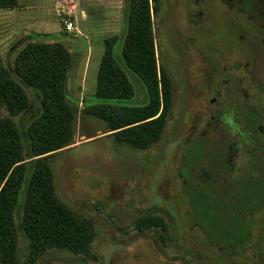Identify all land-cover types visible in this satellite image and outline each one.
<instances>
[{
    "label": "rangeland",
    "instance_id": "rangeland-1",
    "mask_svg": "<svg viewBox=\"0 0 264 264\" xmlns=\"http://www.w3.org/2000/svg\"><path fill=\"white\" fill-rule=\"evenodd\" d=\"M157 2L152 14L155 56L158 69L169 77L171 103L160 138L145 148L116 141L105 132L103 120L85 111L94 100L103 39L121 32L124 0H14L10 8L0 9L1 66L10 67L16 52L29 41L59 42L71 51L73 61L66 82V102L74 110L73 133L70 144L54 152L49 165L54 195L91 222L94 236L87 254L52 248L34 264H264V211L256 217L251 242L233 256L207 242L194 220L190 169H204L209 159L208 141L198 131L211 108L207 83L219 73L211 53L205 54L206 64L200 59L193 68L190 46L183 41L188 38L172 0ZM72 19L77 31L64 27V21ZM226 28L228 40L238 26L228 20ZM253 72L256 85L264 78L263 64H256ZM128 77L135 88L134 77ZM24 90L28 100L36 93L33 88ZM142 99L137 86L133 100ZM31 110L10 117L20 128L23 151ZM5 117L0 106V119ZM201 189L192 194L206 195ZM206 200L213 211L221 205L220 197ZM144 215L160 216L164 229L138 230L135 223ZM16 251L24 261L28 242L20 232Z\"/></svg>",
    "mask_w": 264,
    "mask_h": 264
},
{
    "label": "trees",
    "instance_id": "trees-1",
    "mask_svg": "<svg viewBox=\"0 0 264 264\" xmlns=\"http://www.w3.org/2000/svg\"><path fill=\"white\" fill-rule=\"evenodd\" d=\"M13 1L0 0V9L10 8ZM155 2L124 0L121 32L103 39L94 100L85 108L87 114L105 122V132L116 141L136 148L148 147L160 138L171 103L169 77L158 69L155 56L151 22ZM72 64L71 51L47 40L25 43L10 67L0 65V106L8 115L0 119V264H34L40 254L52 248L74 254L89 251L94 236L92 224L54 195L49 165L53 153L70 144L73 133L74 110L66 102ZM129 75L135 79V88ZM137 86L143 99L135 103ZM24 87L36 90L31 100ZM130 100L134 105L127 104ZM25 110H31L32 116L25 127L28 145L23 151L20 128L10 117ZM243 187L240 213L230 224L220 218V213L209 211L206 190V195L192 194L195 188L190 192L189 204L197 227L224 255H237L252 240V183L245 182ZM196 188L203 191L201 186ZM220 201L225 204L222 198ZM135 226L138 230L165 227L156 215L142 216ZM17 232L28 242L24 261L17 256Z\"/></svg>",
    "mask_w": 264,
    "mask_h": 264
},
{
    "label": "flooded vegetation",
    "instance_id": "flooded-vegetation-1",
    "mask_svg": "<svg viewBox=\"0 0 264 264\" xmlns=\"http://www.w3.org/2000/svg\"><path fill=\"white\" fill-rule=\"evenodd\" d=\"M172 4L188 38L183 41L190 46L193 68L200 59L206 64L205 54L211 53L219 73L206 86L211 108L198 135L208 141L209 159L204 169H190L193 189L202 186L208 198H222L225 204L216 211L212 205L208 209L230 224L240 213L239 200L249 181L254 225L264 211V78L255 85L253 72L260 62L264 67V0H172ZM156 10L151 11V22ZM228 20L238 29L227 40ZM153 42L155 49L154 36Z\"/></svg>",
    "mask_w": 264,
    "mask_h": 264
},
{
    "label": "built area",
    "instance_id": "built-area-1",
    "mask_svg": "<svg viewBox=\"0 0 264 264\" xmlns=\"http://www.w3.org/2000/svg\"><path fill=\"white\" fill-rule=\"evenodd\" d=\"M74 20L72 19V20H66V21H64V27H65V29L66 30H68V31H77L76 29H75V26H74Z\"/></svg>",
    "mask_w": 264,
    "mask_h": 264
},
{
    "label": "crops",
    "instance_id": "crops-1",
    "mask_svg": "<svg viewBox=\"0 0 264 264\" xmlns=\"http://www.w3.org/2000/svg\"><path fill=\"white\" fill-rule=\"evenodd\" d=\"M86 57V56H85ZM87 58V57H86ZM85 61H86V59H85Z\"/></svg>",
    "mask_w": 264,
    "mask_h": 264
}]
</instances>
